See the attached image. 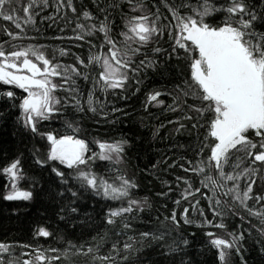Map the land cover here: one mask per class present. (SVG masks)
Segmentation results:
<instances>
[{"label":"snow or ice","instance_id":"snow-or-ice-1","mask_svg":"<svg viewBox=\"0 0 264 264\" xmlns=\"http://www.w3.org/2000/svg\"><path fill=\"white\" fill-rule=\"evenodd\" d=\"M127 3L131 14L124 17V30L119 33L121 39L112 37V22L107 14L98 23H77L74 30L77 34L69 39L88 43L89 54L81 58L65 48L54 49L49 55L45 45L25 46L14 42L26 38L21 36L24 26L35 25V17L40 14L37 9L50 7L49 0H0V19L11 22L19 30L14 34L5 29L11 42H5L8 44L7 49L0 44V84L14 86L26 93L19 98V104L15 103L17 97L12 90L0 91V99L18 107V120L23 128L47 142L44 158L34 156L35 163L40 167H48L70 194L67 205L69 214L78 211L73 205L80 199V193L74 191L69 184V181H75L81 190L93 192L106 200L119 201V207L110 208L107 212L106 223L114 225L119 219L122 232L133 231L132 220L137 219L146 208H151V204L147 197L134 198L133 193L138 185L118 167L123 162L126 147L129 146L128 140L109 142L94 138L91 143L96 144L99 151H92L89 141L79 138V134L83 132L79 126L68 123L67 128L73 134L58 135L53 130L41 131V125L69 105L79 112H84L85 107L93 114L104 112L107 118L109 113L105 112L106 104L96 98V92L106 95L110 90L127 91L131 82L137 85L136 91H139L141 80L137 78L138 73L143 69L156 70L160 67L158 61L149 59L148 54L141 50L167 33L169 49L156 47L153 55L164 52L169 60L173 56L186 59L190 76L182 87L177 86L175 95L154 90L147 95L146 104L163 106L164 100L161 97L169 95L172 97V103L166 105L169 111L182 112L183 121L195 120L192 123L193 129L204 128L206 131L203 140H199L197 133V151L200 158L195 162L188 160L187 168L181 165L183 171L202 177L200 185L207 190L201 195L208 201L212 219L204 215L203 209L197 207L199 200H196L192 207L200 212L201 218L197 227L227 228L222 222L221 212L217 211L222 204L221 197L230 198L233 203L238 202L239 207L249 216L258 218L264 224V195L254 194L253 185L256 181L251 178L258 169L246 167L241 173L236 171L240 167L239 163H229L235 153H242L243 158L250 160L251 165L257 162L264 164V31H257L258 25H264V10H257L249 0H216V3L211 0H198L196 5L188 3L187 0H180L179 4L164 0V6L171 16L169 19L161 13L158 6L153 5L156 9L153 12L145 0H127ZM62 6L76 13L73 0H67L66 4L65 0H58L57 10ZM181 9L186 11L182 14ZM216 14L222 18L217 20ZM82 15L86 21L95 19L88 11H84ZM96 33L103 35V40L98 45L87 40ZM92 49L96 51L93 52ZM69 55L74 57V63L60 62L62 57ZM140 55L144 59L136 65L135 58ZM93 71L95 76L91 75ZM81 78L85 81L91 79L93 85L86 98L77 84V80ZM58 92H63L64 96L57 95ZM124 98L127 99L126 96ZM189 98L192 104L188 103ZM117 111L122 110L113 106V112ZM201 120L205 123L201 124ZM169 123H179L180 128L177 131L185 128L181 121ZM205 149L208 150L206 157ZM97 160L109 161L113 168L100 175L93 171ZM59 166L70 171L66 174ZM226 167H231L232 171L227 172ZM23 172L20 157L12 158L0 167V173L9 181L10 190L3 196L5 200L27 201L33 198L32 191L19 187V182L24 178ZM212 172L216 175H211ZM245 176L250 182L241 191L240 181ZM180 180L177 177V181ZM183 184L185 187L180 192V198L184 201L201 192L200 188L193 190L191 181L187 179L183 180ZM60 195L63 196L64 193ZM249 201L260 207H250ZM175 204L179 206L180 200H176ZM64 211L62 207L61 212ZM188 212V208L182 211L184 224L193 223ZM217 217H220V223L215 222ZM240 219L243 221L244 217L241 216ZM165 220L170 221L174 228L181 226L175 211L165 217ZM36 231L41 237L52 235L47 228H37ZM261 231L264 233V228ZM204 234L208 238V245L217 250L221 264H231V253L241 252V242L245 238L243 231L238 234L228 232L226 236H218L213 231ZM139 235L141 241H163L166 232L157 234L145 231ZM138 244L135 237L129 236L122 247L119 243H113L112 251L115 256L94 258L102 261V264H138V259L132 258V253L140 251ZM189 245L190 241L180 235L166 247L170 254H174L182 252ZM13 247L14 245L0 242V264H33L31 258H16L12 253ZM57 251L48 250L50 253ZM81 251L88 255L93 253V248L89 246L84 252L81 246ZM22 255L28 256L29 253ZM116 257H120L119 261ZM59 259L58 255H49L40 249L36 250L34 257L35 264H55ZM241 259L243 260L242 257ZM181 264H185L183 258ZM187 264L194 262L189 260Z\"/></svg>","mask_w":264,"mask_h":264},{"label":"trees","instance_id":"trees-1","mask_svg":"<svg viewBox=\"0 0 264 264\" xmlns=\"http://www.w3.org/2000/svg\"><path fill=\"white\" fill-rule=\"evenodd\" d=\"M57 2L58 0H49L50 7L37 9L40 14L35 17V25L24 26V32L21 33V36L26 38L14 42L25 46L45 45L49 55L54 49L65 48L71 54L84 58L89 54L88 43L69 39L77 34L74 31L77 23L85 25L98 23L107 14L112 22V37L121 39L119 33L124 30V17L131 14L127 0H73L76 13L64 6L57 10ZM167 2L179 4L180 0H167ZM187 2L196 5L198 0H187ZM211 2L216 3V0ZM66 3L67 0H65ZM145 3L153 12L156 10L153 5L158 6L161 13L171 19L164 6V0H145ZM249 3L257 10H264V0H249ZM84 11L90 12L95 19L84 20L82 15ZM184 11L186 10L181 9L182 14ZM21 15L23 16V13ZM221 18L219 14H216L217 20ZM5 29L14 34L19 30L11 22L0 19V44L7 49L8 44L5 42H11V37L6 35ZM257 31H264V25H258ZM87 40L98 45L102 42L103 35L96 33ZM156 47L169 49L170 41L167 33L141 50L148 54L149 59L158 61L160 67L156 70L143 69L138 73L137 78L141 80L139 91H136L137 85L131 82L127 91L110 90L106 95L96 92V98L106 104L105 112L109 113L107 118L104 112L93 114L87 110V107L84 112H79L69 105L41 125V131L53 130L58 135L73 134L67 128L68 123L79 126L83 129L79 138L88 140L92 151H99L97 145L91 143L94 138L109 142L119 139L128 140L129 146L126 147L123 162L118 167L138 185L133 193L134 198L147 197L151 204V208H146L137 219L132 220L133 231L122 232L119 219L114 225L106 223L107 212L110 208L119 207V201L106 200L93 192L81 190L75 181H69V184L74 191L80 193V199L73 205L78 211L69 214L67 205L70 194L65 191L64 186L48 167H40L34 160L36 155L40 159L44 158L47 142L23 128L18 120L20 116L18 107L0 99V167H3L8 160L20 157L24 178L19 182V187L33 193L31 200H5L3 196L8 191L9 181L3 173H0V242L14 245L12 253L16 258H31L35 264V252L40 249L49 255H58L60 259L55 264H102V261L94 257L115 256L112 251L113 243H119L122 247L123 242L129 236H133L139 241L140 251L132 253V258L138 259V264H181V258L185 264L189 260L194 264H221L217 250L208 245V238L204 233L213 231L217 234L228 232L238 234L243 231L245 238L241 242V252L231 253V264H244V262L264 264V233L261 231L264 224L258 218L249 216L239 207L238 202L233 203L230 198L221 197L222 204L217 211L221 212L222 222L227 225L226 229L197 227L201 218L200 212L192 207L196 200H199L197 207L203 209L204 215L212 219L208 201L201 195L207 190L200 185L202 177L183 171L181 165L187 168L188 160L195 162L200 158L197 151L199 140H203L206 131L204 128L193 129L192 123L195 120L183 121L182 112L169 111L166 107L172 103V97L169 95L161 97L164 100L163 106L146 104L147 95L154 90L171 92L175 95L177 86L182 87L184 81L190 76L186 59H177L173 56L169 60L164 52L153 55V49ZM92 51L95 52L96 49ZM141 59H144L143 55L135 58V64L139 65ZM60 62L72 64L74 57L72 55L62 57ZM91 75L95 76V71ZM77 84L86 98L93 87L91 79L87 81L78 79ZM4 90L15 92L16 104H19L21 96L26 95L22 89L0 84V91ZM57 95L63 97L64 93L58 92ZM125 96L127 99L124 98ZM188 103H193L190 98ZM113 106L122 111L113 112ZM169 121H181L185 124V128L177 131L180 128L179 123H169ZM200 123L203 124L205 121L201 120ZM197 133H199V140ZM204 155L205 157L208 155L207 149L204 150ZM229 163H239L240 167L236 171L241 173L246 167L257 168L258 172L251 177L256 181L253 192L264 195V164L257 162L251 165L250 160L244 159L242 153H235ZM59 167L62 171H66V174L70 171L64 166ZM112 168L113 165L109 161L97 160L93 165V171L100 175H104ZM225 170L231 172L232 168L226 167ZM210 174L216 175L215 172ZM177 177L181 180L177 181ZM185 179L191 181L193 190L201 189L200 193H195L194 197H189L188 201L180 198V192L185 187L183 184ZM248 182L250 181L247 176L240 181L241 191L245 189ZM60 193L64 195L61 196ZM208 195H211L210 191ZM176 200H180L179 206L175 204ZM248 203L250 207H260V205H254L252 201ZM62 207L65 209L64 212H61ZM184 208L189 209L188 216L193 223H183ZM173 211L176 212L177 219L181 221L179 228H174L170 221L165 220V217L170 216ZM61 216L66 218L61 219ZM241 216L244 217L243 221L240 219ZM215 222L220 223V217H217ZM41 227L47 228L52 235L38 236L36 230ZM145 231H153L157 234L164 231L165 239L141 241L139 234ZM192 233L195 235H191ZM180 235L185 236L190 241V245L182 252L170 254L166 245L178 239ZM81 246L84 252L91 246L93 253L83 254ZM50 249L58 251L50 253L48 252ZM22 253H29V255L24 256ZM116 259L119 261L120 257Z\"/></svg>","mask_w":264,"mask_h":264},{"label":"rangeland","instance_id":"rangeland-1","mask_svg":"<svg viewBox=\"0 0 264 264\" xmlns=\"http://www.w3.org/2000/svg\"><path fill=\"white\" fill-rule=\"evenodd\" d=\"M8 190H10L9 187H8ZM216 234H217V233H216ZM217 235H218V236H226V234H224V233H218Z\"/></svg>","mask_w":264,"mask_h":264}]
</instances>
